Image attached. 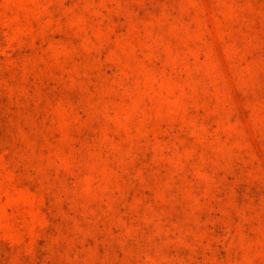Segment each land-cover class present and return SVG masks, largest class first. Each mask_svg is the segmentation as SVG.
Here are the masks:
<instances>
[{
    "label": "rangeland",
    "instance_id": "1",
    "mask_svg": "<svg viewBox=\"0 0 264 264\" xmlns=\"http://www.w3.org/2000/svg\"><path fill=\"white\" fill-rule=\"evenodd\" d=\"M0 264H264V0H0Z\"/></svg>",
    "mask_w": 264,
    "mask_h": 264
}]
</instances>
